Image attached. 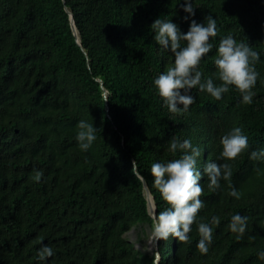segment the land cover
Listing matches in <instances>:
<instances>
[{
	"label": "trees",
	"instance_id": "16d2710c",
	"mask_svg": "<svg viewBox=\"0 0 264 264\" xmlns=\"http://www.w3.org/2000/svg\"><path fill=\"white\" fill-rule=\"evenodd\" d=\"M182 2L0 0V264H39L42 243L54 252L46 264H264L256 255L264 250V157L249 158L264 149V0L193 4L197 22L212 15L217 25L213 48L198 66L203 77L219 83L214 59L222 36L258 53L252 103L242 104L234 86L219 101L197 88L189 110L171 114L153 80L173 57L153 40L150 25L172 19L186 32ZM81 119L98 129L86 152L75 142ZM233 127L243 130L248 148L218 160L220 138ZM172 138L200 148L198 167L227 163L232 174L216 191L201 180L204 206L189 242L170 236L153 254L126 234L154 227L143 178L157 216L169 207L150 168L179 158L168 150ZM36 170L43 173L39 182ZM232 188L239 199L229 195ZM235 214L247 217L239 238L228 228ZM213 216L220 223L201 254L197 222Z\"/></svg>",
	"mask_w": 264,
	"mask_h": 264
},
{
	"label": "clouds",
	"instance_id": "9594fccd",
	"mask_svg": "<svg viewBox=\"0 0 264 264\" xmlns=\"http://www.w3.org/2000/svg\"><path fill=\"white\" fill-rule=\"evenodd\" d=\"M194 0H183L180 7L186 14L182 17L188 22V30L182 31L172 19L157 18L150 25L154 33L153 40L164 51L171 53L173 62L166 71L159 73L153 80V85L162 100L163 107L171 114L187 112L195 102L192 90L206 92L213 99L219 101L234 86L240 94L242 104H251L259 73L255 64L259 55L248 44L237 42L231 34L222 36L215 50V73L218 84L213 78L203 77L199 70L201 60L212 50L210 38L217 36L216 18L212 15L205 17L203 22L194 19L196 12ZM183 42V43H182ZM75 142L82 152H86L96 140L97 128L86 120L76 123ZM221 151L218 160H234L242 151L248 148V137L240 127H233L220 138ZM168 150L179 153V158L166 162H155L151 165L150 173L153 186L160 193L169 207L154 217V234L158 240H167L170 236L179 242H189V233L197 213L204 206L200 199L202 193L201 180H207V187L211 191L220 188L221 180L227 181L231 177V168L227 163L210 161L198 167L201 150L194 146L189 139L172 138ZM264 157V149L252 151L250 159ZM43 173L36 170L34 179L39 182ZM229 195L239 199L235 188ZM150 210V209H149ZM220 223L217 216L211 218L210 223L197 222L199 240L196 248L201 254L208 251L212 242L213 226ZM247 217L240 214L232 215L228 228L236 233L238 238L246 230ZM157 257L159 252L156 253ZM53 249L41 244L36 252L39 264H46L53 257ZM257 259L264 261V250L257 252ZM160 258V257H159ZM159 258L156 259L158 263Z\"/></svg>",
	"mask_w": 264,
	"mask_h": 264
},
{
	"label": "rangeland",
	"instance_id": "374dc122",
	"mask_svg": "<svg viewBox=\"0 0 264 264\" xmlns=\"http://www.w3.org/2000/svg\"><path fill=\"white\" fill-rule=\"evenodd\" d=\"M127 238L130 241L135 242L137 248L141 250H147L150 253H155L157 250V246L159 243V240L156 238L154 234V227L146 224V225H139L136 227H133L127 234ZM140 238L142 240H140ZM159 258V255L157 257L156 254V259Z\"/></svg>",
	"mask_w": 264,
	"mask_h": 264
},
{
	"label": "water",
	"instance_id": "95a60500",
	"mask_svg": "<svg viewBox=\"0 0 264 264\" xmlns=\"http://www.w3.org/2000/svg\"><path fill=\"white\" fill-rule=\"evenodd\" d=\"M66 10L71 14V24H72V28H73V31H74V34L76 35L77 37V41L80 45H82L81 43V39L79 37V32H78V29H77V26H76V22H75V19L73 17V13L72 11L69 10V8L66 6ZM109 107V106H108ZM144 188H145V192H146V195H147V198L149 200V194H151V191H150V188L147 184V182H144ZM149 209H150V212L152 214L153 217L157 216V206L156 204L154 203V207H152L150 204H149Z\"/></svg>",
	"mask_w": 264,
	"mask_h": 264
},
{
	"label": "bare ground",
	"instance_id": "6f19581e",
	"mask_svg": "<svg viewBox=\"0 0 264 264\" xmlns=\"http://www.w3.org/2000/svg\"><path fill=\"white\" fill-rule=\"evenodd\" d=\"M78 32H79V30H78ZM79 37H80V33H79ZM81 39V38H80ZM82 43V42H81ZM105 94H106V96H107V91L105 90ZM108 105V104H107ZM109 106V105H108ZM144 182H147L146 180H145V178H143V183ZM147 184H148V182H147ZM148 186H149V184H148ZM145 187V186H144ZM150 188V187H149ZM145 189V188H144ZM151 191V190H150ZM149 200H148V198H147V195H146V198H147V201H148V205L150 204L152 207H154V203L156 204V202H155V199H154V196L152 195V193L151 194H149Z\"/></svg>",
	"mask_w": 264,
	"mask_h": 264
}]
</instances>
